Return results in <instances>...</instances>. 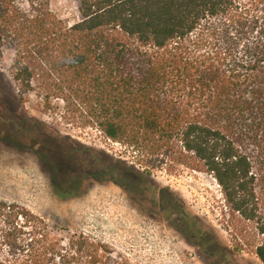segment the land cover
<instances>
[{"label": "trees", "instance_id": "obj_1", "mask_svg": "<svg viewBox=\"0 0 264 264\" xmlns=\"http://www.w3.org/2000/svg\"><path fill=\"white\" fill-rule=\"evenodd\" d=\"M0 0V62L25 103L65 104L144 170L211 175L235 251L264 264V0ZM0 264H132L0 199Z\"/></svg>", "mask_w": 264, "mask_h": 264}, {"label": "rangeland", "instance_id": "obj_2", "mask_svg": "<svg viewBox=\"0 0 264 264\" xmlns=\"http://www.w3.org/2000/svg\"><path fill=\"white\" fill-rule=\"evenodd\" d=\"M67 23L74 0H50ZM0 62V199L18 203L51 225L81 231L112 246L132 264H261L252 250L235 251L224 201L214 178L180 165H134L124 146L78 113L34 93L25 103Z\"/></svg>", "mask_w": 264, "mask_h": 264}]
</instances>
